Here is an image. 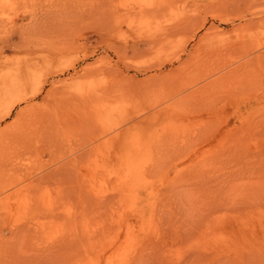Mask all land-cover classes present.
I'll list each match as a JSON object with an SVG mask.
<instances>
[{
    "label": "rangeland",
    "instance_id": "374dc122",
    "mask_svg": "<svg viewBox=\"0 0 264 264\" xmlns=\"http://www.w3.org/2000/svg\"><path fill=\"white\" fill-rule=\"evenodd\" d=\"M30 65L0 264H264V0H0V81Z\"/></svg>",
    "mask_w": 264,
    "mask_h": 264
},
{
    "label": "bare ground",
    "instance_id": "6f19581e",
    "mask_svg": "<svg viewBox=\"0 0 264 264\" xmlns=\"http://www.w3.org/2000/svg\"><path fill=\"white\" fill-rule=\"evenodd\" d=\"M164 28H165V26H164ZM166 30H168V29H166ZM171 31V30H170ZM163 32V31H162ZM165 33H167V32H165ZM167 35V34H166ZM165 35V36H166ZM164 37V36H163ZM163 40V39H162ZM167 40V39H166ZM168 40H170V39H168ZM173 40V39H172ZM171 40V41H172ZM163 43V42H162ZM159 44V43H158ZM164 44V43H163ZM168 45V44H167ZM166 45V46H167ZM164 46H165V44H164ZM182 63V62H181ZM34 66V65H33ZM181 67H184V66H182L181 65ZM33 69V67H31V65L30 66H27V67H23V66H19V67H17V70L14 72V73H12V74H10L9 76H7L6 78H4L2 81H0V106L1 105H6L5 107H6V111H5V113H9L10 111H11V108H12V106H13V103L12 102H10L9 100L13 97V96H18V100H20V99H26L27 97H29V96H31V97H34V96H36V94H37V92L38 91H40L42 88H43V83L45 82L44 80H42V77H40V76H38V75H36V74H38V73H34L33 74V72H32V69ZM38 72V71H37ZM40 75V74H39ZM44 78V77H43ZM44 81V82H43ZM33 89V91H31ZM52 90H53V88H52ZM30 92V93H29ZM41 92V91H40ZM55 93V92H54ZM54 93H53V95L52 96H55L54 95ZM39 94V93H38ZM37 94V95H38ZM51 95H49V96H51ZM45 97V101H44V107H45V109L46 110H44L43 109V111L41 110V112H40V116L41 117H47V118H50V120L53 118V116H55V118H54V121L57 119L56 117V114H57V111H53V108H52V103H54V102H52V101H54V98L53 97ZM57 96V95H56ZM55 96V99L57 98ZM50 99H53V100H51L50 101ZM10 102V103H9ZM50 102H52V103H50ZM56 103H57V101H56ZM55 104V103H54ZM57 108V107H56ZM39 118V117H38ZM30 119V118H29ZM42 119H44L45 120V118H42ZM41 119V120H42ZM49 120V119H48ZM47 121V120H46ZM53 121V122H54ZM33 123V122H32ZM45 122H43V124H44ZM47 123V122H46ZM49 123H50V121H49ZM52 123V122H51ZM18 124L19 123H15V124H12L6 131H4L3 133L1 132L0 133V143H2V142H4L5 140L7 141H9V137H11V136H14V135H16L17 134V132H16V128H21V126L19 125V127H18ZM54 124V123H53ZM24 125V124H23ZM29 125V124H28ZM27 125V126H28ZM35 127H36V123L35 124H33ZM41 125H42V123H41ZM41 125H39L40 127H41ZM48 125V124H47ZM47 125L45 126V125H42V127L43 126H45L46 128H47ZM51 125V124H50ZM55 125V124H54ZM50 127V126H49ZM57 127V126H56ZM36 128H38V127H36ZM35 128V129H36ZM45 128V129H46ZM28 129V127L26 128V131H28L27 130ZM41 129H43V128H39V131L41 130ZM23 130V129H22ZM44 130V129H43ZM49 130V129H48ZM51 130V129H50ZM30 131V130H29ZM28 131V132H29ZM32 131H34V129H32ZM42 131V130H41ZM40 131V132H41ZM19 132H20V130H18V134H17V136H14V138H16V137H19L20 135H19ZM34 133V132H33ZM20 134H22V132H20ZM26 134H27V132H26ZM23 135V134H22ZM29 135H30V132H29ZM29 135L27 134V136L29 137ZM34 135V134H33ZM32 135V136H33ZM36 135H38L37 133H36ZM24 137V136H23ZM13 139V138H12ZM11 139V141H13ZM28 139V138H27ZM30 139H34L33 137L32 138H30ZM22 140H24L23 138H22ZM15 141V140H14ZM17 141V140H16ZM21 141V140H20ZM22 142V141H21ZM24 142V141H23ZM6 143V142H5ZM14 143V142H13ZM15 144V143H14ZM4 145V144H3ZM115 153H116V151H115ZM118 153H119V151H118ZM117 154V153H116ZM114 155V154H113ZM130 156V155H129ZM140 156V155H139ZM128 157V156H127ZM126 157V158H127ZM73 158V157H72ZM117 158H119V156L117 157ZM125 158V159H126ZM129 158V157H128ZM14 160H15V158H13ZM111 159V158H110ZM114 160V159H113ZM124 160V159H123ZM106 161V160H105ZM122 162V161H121ZM14 163V162H13ZM109 163V162H108ZM113 164H114V162H113ZM138 166V165H137ZM137 168V167H136ZM138 169V168H137ZM124 172V171H123ZM125 173V172H124ZM72 187V186H71ZM87 189V188H86ZM86 191H89V190H86ZM76 193V192H75ZM88 193V192H87ZM92 193V192H91ZM80 194V193H79ZM83 194H85V193H83ZM82 195V194H81ZM90 195V194H89ZM102 195V194H101ZM104 198V197H103ZM92 200V199H91ZM97 201H99V200H97Z\"/></svg>",
    "mask_w": 264,
    "mask_h": 264
}]
</instances>
